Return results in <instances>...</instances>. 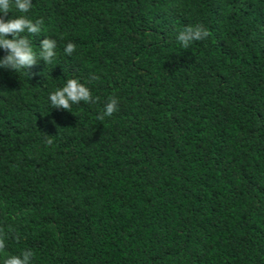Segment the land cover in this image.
Returning a JSON list of instances; mask_svg holds the SVG:
<instances>
[{"label":"trees","instance_id":"1","mask_svg":"<svg viewBox=\"0 0 264 264\" xmlns=\"http://www.w3.org/2000/svg\"><path fill=\"white\" fill-rule=\"evenodd\" d=\"M33 3L57 57L0 68V264H264V0ZM69 78L93 100L54 106Z\"/></svg>","mask_w":264,"mask_h":264},{"label":"clouds","instance_id":"2","mask_svg":"<svg viewBox=\"0 0 264 264\" xmlns=\"http://www.w3.org/2000/svg\"><path fill=\"white\" fill-rule=\"evenodd\" d=\"M33 0H0V49L6 50V55L0 57V68H12L24 72L26 68L36 63L38 56L46 62L53 63L57 57L56 41L44 39L38 49L30 42L29 34L42 31L44 21L29 15L33 9ZM209 32L203 25L188 26L178 32L176 39L187 48L194 41L208 37ZM75 45L67 43L63 49L66 54L75 51ZM51 103L56 107L70 109L80 101L90 102L93 94L90 88L81 83L78 78H69L59 88L50 94ZM119 100L111 97L103 107L99 117H111L118 110ZM6 247L3 236H0V250ZM34 253L23 251L21 256H9L3 264H33Z\"/></svg>","mask_w":264,"mask_h":264}]
</instances>
